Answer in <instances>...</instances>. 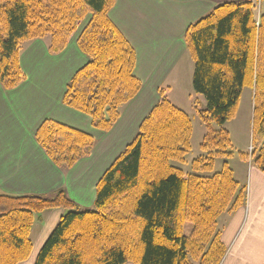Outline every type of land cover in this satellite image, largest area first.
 <instances>
[{
	"label": "trees",
	"instance_id": "1",
	"mask_svg": "<svg viewBox=\"0 0 264 264\" xmlns=\"http://www.w3.org/2000/svg\"><path fill=\"white\" fill-rule=\"evenodd\" d=\"M220 2L190 24L185 43L194 61L195 105L207 127L202 154L191 171L192 119L164 92L140 129L97 184L94 208L84 210L65 190L51 197L0 192V264H19L32 251L31 230L42 211L66 209L35 264H219L226 255L220 216L245 205L246 187L226 161L233 155L225 122L235 117L245 88L254 93L252 164L264 172V0ZM116 0H0V83L13 89L25 79L20 57L35 38L65 49L80 23L79 47L87 62L68 82L64 102L107 131L135 97L136 52L110 18ZM220 128H215L214 124ZM37 141L60 167L70 168L94 146V136L55 119L37 129ZM249 159L247 154H240ZM186 222L192 233L184 234Z\"/></svg>",
	"mask_w": 264,
	"mask_h": 264
},
{
	"label": "crops",
	"instance_id": "2",
	"mask_svg": "<svg viewBox=\"0 0 264 264\" xmlns=\"http://www.w3.org/2000/svg\"><path fill=\"white\" fill-rule=\"evenodd\" d=\"M224 1L228 0H116L110 18L135 49V74L142 84L107 131L95 128L90 115L64 102L68 82L88 60L78 43L82 30L58 53L48 49L45 39L29 41L20 57L24 81L11 90L0 83V192L51 197L65 190L80 209L94 208L99 180L163 92L174 103L177 88H193L195 66L185 43L186 30ZM49 119L87 131L96 140L70 168L57 165L37 141L38 127ZM241 180L245 205L221 222L227 253L219 264H264V172L254 166L251 178ZM65 213L66 209L53 208L35 218L31 254L19 264H35Z\"/></svg>",
	"mask_w": 264,
	"mask_h": 264
},
{
	"label": "rangeland",
	"instance_id": "3",
	"mask_svg": "<svg viewBox=\"0 0 264 264\" xmlns=\"http://www.w3.org/2000/svg\"><path fill=\"white\" fill-rule=\"evenodd\" d=\"M263 2H261V0L258 1L259 8L263 6ZM89 18L90 17L84 19L80 23L79 28L72 35L80 32L87 25L86 23L88 22ZM187 89V85L179 90L177 88L176 93L172 95V99L174 103L176 105L178 104L186 113L189 114L192 119L193 132L191 139V151L187 153L185 157L187 163H183L177 160L172 161L174 165L179 167L182 166L185 170L191 171V163L193 159L199 157L202 154L200 144L205 137L204 135L207 133V127L201 120L199 113H197L195 105L197 104V106H199L200 108H204L206 106V101L202 94H198L195 89L192 88V85H190L189 87L190 90ZM189 92L192 93V96ZM240 99V104L238 106L235 117L227 120L225 122V125L223 126V128H226L231 135L233 155L231 157H228L227 159L223 157L215 158L216 160L213 172H215V170H220L223 167L224 163L228 161L229 166L232 168V170H234L236 180L241 181L245 185V182H243L241 179L244 176H249V178H251V173L254 165L252 164V157L250 158L249 156L250 153L254 150V146H258L260 144V141L254 134L253 129V109L255 102L253 89L247 86V88L243 90ZM213 124L215 128H220L218 124ZM258 141L259 144H257ZM240 154H247L249 159L242 158ZM227 214L228 213H224L221 216V222H224L228 218L226 217ZM192 227V223L186 222L183 228L184 234L190 235L193 231Z\"/></svg>",
	"mask_w": 264,
	"mask_h": 264
}]
</instances>
